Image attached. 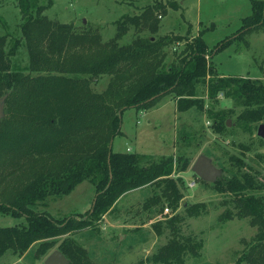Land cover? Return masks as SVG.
Masks as SVG:
<instances>
[{
  "label": "trees",
  "instance_id": "trees-1",
  "mask_svg": "<svg viewBox=\"0 0 264 264\" xmlns=\"http://www.w3.org/2000/svg\"><path fill=\"white\" fill-rule=\"evenodd\" d=\"M16 1L22 18L20 35L0 34V99L4 97L5 112L0 120V155L18 151L28 159L47 156L63 158V162L55 172L32 169L25 188L1 194L0 213L24 217L26 223L0 226V257L7 251L22 255L35 244L37 256L47 255L57 240L43 239L68 233L57 249L69 264H89L83 247L69 232L101 217L123 194L152 184L160 190L143 204L149 213L162 211L164 204L172 212L179 207L181 178L173 175L186 171L190 163L179 156L155 158L114 151L112 142L121 133L124 109L149 110L160 97L173 94L177 111L204 110L202 98L196 97V85L205 82L208 98L224 93L237 99L243 107L235 120L239 127L250 131L264 123V80L220 75L210 62L213 52L264 27V0H251V13L242 19L241 27L217 42L213 50L199 32L186 43L177 61L169 64L164 62L163 48L171 44V37H137L120 46L111 40L101 44L94 41L95 36L74 33L72 25L43 14L51 0ZM127 20L139 23L135 16ZM21 47L28 53L23 65L14 60ZM74 74L89 75L90 81L109 74L112 80L105 91L95 92L87 87L88 80ZM208 110L211 127L223 133L231 111L213 114ZM230 159L235 162L230 175L219 177L215 188L231 195L237 217L249 218L256 227L253 240L235 264H264V182L257 171H243L245 163L240 158L232 155ZM84 180L95 188L94 204L84 215L58 220L31 208L49 195L69 194ZM177 219L174 214L167 223L173 228ZM172 233L174 237L153 254V261L180 264L187 253L199 252L201 242L181 237L175 230Z\"/></svg>",
  "mask_w": 264,
  "mask_h": 264
},
{
  "label": "rangeland",
  "instance_id": "rangeland-1",
  "mask_svg": "<svg viewBox=\"0 0 264 264\" xmlns=\"http://www.w3.org/2000/svg\"><path fill=\"white\" fill-rule=\"evenodd\" d=\"M250 13L251 0H51L43 14L52 21L72 25L74 33L95 36L94 41L101 44L111 40L120 46L134 42L137 37L153 40L171 37V44L163 48L164 62L169 64L177 61L186 43L199 32L212 49L217 42L234 34ZM134 16L138 24L127 20ZM21 22L17 1L0 0V34L20 35ZM14 60L20 65L26 64V48L21 47ZM210 62L220 75L264 80V27L213 52ZM73 76L88 80L87 87L95 92L105 91L112 80L109 74L91 81L89 75ZM196 89V97L202 98L204 110L193 107L177 111L173 94L163 95L149 110L132 107L123 110L121 133L112 142L114 151H125L129 147L130 152L148 157L179 156L190 164L186 171H176L173 175L175 179L181 178L178 186L182 192L180 205L174 212L171 209L165 212L166 204L158 212L149 213L144 208L147 198L160 190L151 184L123 194L101 217L77 232H69L83 247L89 264H160L153 261L152 256L174 237L173 230L181 237L201 242L199 252L187 253L180 264H235L247 243L253 240L256 227L250 225L249 218L237 217L231 195L217 191L215 182L203 180L191 171V166L203 154L221 169L220 177L228 176L235 164L230 159L233 155L245 163L243 171L252 174L257 171V177L264 182V140L257 136V127L246 131L235 123L243 108L236 98L224 93L208 98L205 82L198 83ZM208 109L213 114L220 110L231 111L227 116L230 125L223 133L211 127ZM62 162L63 158L47 156L28 159L18 151L1 154L0 200L4 192L25 188L32 169L55 172ZM192 180L195 185L190 187L188 183ZM94 195V185L84 180L69 194L49 195L31 208L62 220L77 213L84 215ZM174 214L178 219L173 221L172 228L167 220ZM229 214L231 216L226 217ZM25 223L24 217L0 213V226ZM66 235L68 233L43 240H57L52 252ZM35 247L36 244L22 255L7 251L0 257V264H44L48 254L37 256Z\"/></svg>",
  "mask_w": 264,
  "mask_h": 264
},
{
  "label": "water",
  "instance_id": "water-1",
  "mask_svg": "<svg viewBox=\"0 0 264 264\" xmlns=\"http://www.w3.org/2000/svg\"><path fill=\"white\" fill-rule=\"evenodd\" d=\"M5 116L4 97L0 99V120ZM230 125V120L226 122ZM257 136L264 140V123H260L257 127ZM191 171L206 181L215 182L221 176V169L216 167L211 159L206 155H199L191 166ZM94 204V200L92 205ZM93 209L91 208V211ZM44 264H69L68 258L58 249L50 252L44 259Z\"/></svg>",
  "mask_w": 264,
  "mask_h": 264
},
{
  "label": "built area",
  "instance_id": "built-area-1",
  "mask_svg": "<svg viewBox=\"0 0 264 264\" xmlns=\"http://www.w3.org/2000/svg\"><path fill=\"white\" fill-rule=\"evenodd\" d=\"M188 185L190 186V187H193L194 185H195V181H190L189 183H188ZM164 211L165 212H168L169 211V209L166 207L165 209H164Z\"/></svg>",
  "mask_w": 264,
  "mask_h": 264
},
{
  "label": "crops",
  "instance_id": "crops-1",
  "mask_svg": "<svg viewBox=\"0 0 264 264\" xmlns=\"http://www.w3.org/2000/svg\"><path fill=\"white\" fill-rule=\"evenodd\" d=\"M142 111H145V110H142ZM125 151H130V150H129V147H127V149H126ZM120 152H123V151H120Z\"/></svg>",
  "mask_w": 264,
  "mask_h": 264
}]
</instances>
